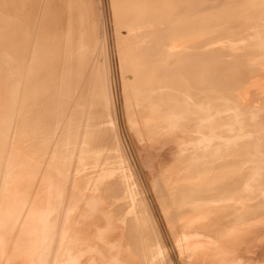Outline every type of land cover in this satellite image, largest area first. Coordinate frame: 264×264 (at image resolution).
<instances>
[{
	"label": "bare ground",
	"instance_id": "6f19581e",
	"mask_svg": "<svg viewBox=\"0 0 264 264\" xmlns=\"http://www.w3.org/2000/svg\"><path fill=\"white\" fill-rule=\"evenodd\" d=\"M0 264H264V0H0Z\"/></svg>",
	"mask_w": 264,
	"mask_h": 264
}]
</instances>
